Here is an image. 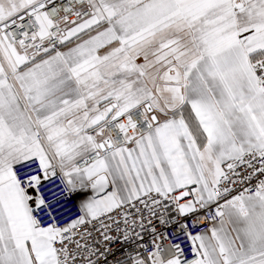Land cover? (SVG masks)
<instances>
[{
  "label": "snow or ice",
  "instance_id": "1",
  "mask_svg": "<svg viewBox=\"0 0 264 264\" xmlns=\"http://www.w3.org/2000/svg\"><path fill=\"white\" fill-rule=\"evenodd\" d=\"M0 264H264V0H0Z\"/></svg>",
  "mask_w": 264,
  "mask_h": 264
}]
</instances>
